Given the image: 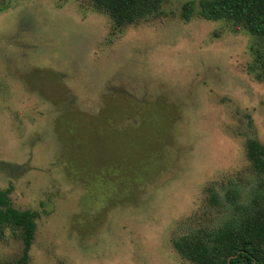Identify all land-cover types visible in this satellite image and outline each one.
Instances as JSON below:
<instances>
[{
    "label": "rangeland",
    "instance_id": "rangeland-1",
    "mask_svg": "<svg viewBox=\"0 0 264 264\" xmlns=\"http://www.w3.org/2000/svg\"><path fill=\"white\" fill-rule=\"evenodd\" d=\"M161 1L118 29L91 0H0V188L38 214L28 264H190L177 239L236 223L205 188L257 194L264 37ZM20 251L5 231L0 264Z\"/></svg>",
    "mask_w": 264,
    "mask_h": 264
},
{
    "label": "trees",
    "instance_id": "trees-1",
    "mask_svg": "<svg viewBox=\"0 0 264 264\" xmlns=\"http://www.w3.org/2000/svg\"><path fill=\"white\" fill-rule=\"evenodd\" d=\"M107 14L116 28L132 25L146 16L159 14L161 0H91ZM198 15L208 21L227 20L251 35L264 37V0H199ZM195 3L185 2L181 18L189 20ZM245 156L250 164L257 194L252 198L233 182L221 190L205 188L206 201L225 206L235 213L236 223L228 226L212 243L194 235H183L174 243L175 251L190 264H264V145L256 139L245 142ZM11 189L0 188V240L5 231L18 235L20 255L12 264H28L34 239L36 211L11 206ZM234 219V220H235Z\"/></svg>",
    "mask_w": 264,
    "mask_h": 264
}]
</instances>
